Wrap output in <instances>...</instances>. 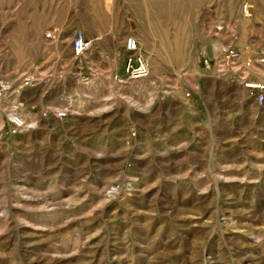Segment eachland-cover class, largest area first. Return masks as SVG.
<instances>
[{
  "label": "rangeland",
  "instance_id": "obj_1",
  "mask_svg": "<svg viewBox=\"0 0 264 264\" xmlns=\"http://www.w3.org/2000/svg\"><path fill=\"white\" fill-rule=\"evenodd\" d=\"M129 38L144 79L125 76ZM109 53L116 75L91 63ZM248 83L264 84V0H0V264H264Z\"/></svg>",
  "mask_w": 264,
  "mask_h": 264
},
{
  "label": "built area",
  "instance_id": "obj_2",
  "mask_svg": "<svg viewBox=\"0 0 264 264\" xmlns=\"http://www.w3.org/2000/svg\"><path fill=\"white\" fill-rule=\"evenodd\" d=\"M243 11L247 16H251V8L249 5L243 6ZM52 39L55 36L50 35ZM72 49L77 57H81L92 50L93 42L87 38V36L82 31H77L72 42ZM126 49L128 56L126 58L125 76L129 80H139L144 79L149 76L150 70L145 62V60L138 54L139 43L134 38H129L126 43ZM241 59L240 52L236 50H228L226 52V60L232 65L237 64ZM206 66L210 65V59L206 58L204 60ZM251 63L248 62L247 65ZM39 83L38 76L36 74H26L22 78V87L27 89L35 88ZM247 87L255 93L256 102L260 105L264 103V84L261 83H248ZM9 87L1 84L0 85V101L5 98ZM189 97L190 94H187ZM67 111H58L55 116L58 121H64L67 118ZM47 116V113L44 114ZM9 133L11 135H17L27 128V122L20 115H12L9 119Z\"/></svg>",
  "mask_w": 264,
  "mask_h": 264
},
{
  "label": "crops",
  "instance_id": "obj_3",
  "mask_svg": "<svg viewBox=\"0 0 264 264\" xmlns=\"http://www.w3.org/2000/svg\"><path fill=\"white\" fill-rule=\"evenodd\" d=\"M94 53L99 54V55L104 54L103 51L97 46L94 48ZM104 55L106 57L107 53H105ZM91 63L94 67H97L99 69H104L106 71V73H109L111 75L115 74L117 71V68H118V64H117L116 60H113L111 53H109V63L108 64H104L103 60H101V59H99L97 62H96V60H94V62H91Z\"/></svg>",
  "mask_w": 264,
  "mask_h": 264
},
{
  "label": "bare ground",
  "instance_id": "obj_4",
  "mask_svg": "<svg viewBox=\"0 0 264 264\" xmlns=\"http://www.w3.org/2000/svg\"><path fill=\"white\" fill-rule=\"evenodd\" d=\"M148 62H149V60H148ZM148 65H149V67H150V62H149V64H148Z\"/></svg>",
  "mask_w": 264,
  "mask_h": 264
}]
</instances>
